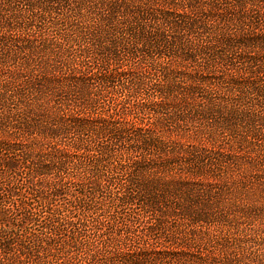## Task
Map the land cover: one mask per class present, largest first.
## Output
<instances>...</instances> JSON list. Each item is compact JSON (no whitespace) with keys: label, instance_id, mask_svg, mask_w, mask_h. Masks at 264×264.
I'll list each match as a JSON object with an SVG mask.
<instances>
[{"label":"trees","instance_id":"trees-1","mask_svg":"<svg viewBox=\"0 0 264 264\" xmlns=\"http://www.w3.org/2000/svg\"><path fill=\"white\" fill-rule=\"evenodd\" d=\"M264 0H0V264H264Z\"/></svg>","mask_w":264,"mask_h":264},{"label":"rangeland","instance_id":"rangeland-1","mask_svg":"<svg viewBox=\"0 0 264 264\" xmlns=\"http://www.w3.org/2000/svg\"><path fill=\"white\" fill-rule=\"evenodd\" d=\"M264 152L261 150L260 156L259 157H263Z\"/></svg>","mask_w":264,"mask_h":264}]
</instances>
